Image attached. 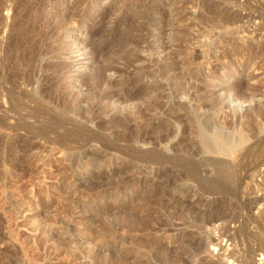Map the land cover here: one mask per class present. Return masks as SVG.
Listing matches in <instances>:
<instances>
[{
    "label": "rangeland",
    "instance_id": "374dc122",
    "mask_svg": "<svg viewBox=\"0 0 264 264\" xmlns=\"http://www.w3.org/2000/svg\"><path fill=\"white\" fill-rule=\"evenodd\" d=\"M186 237L264 264V0H0V264Z\"/></svg>",
    "mask_w": 264,
    "mask_h": 264
},
{
    "label": "bare ground",
    "instance_id": "6f19581e",
    "mask_svg": "<svg viewBox=\"0 0 264 264\" xmlns=\"http://www.w3.org/2000/svg\"><path fill=\"white\" fill-rule=\"evenodd\" d=\"M74 24H75V22H74ZM77 24H78V22H77ZM203 115H202V120H201V124H202L203 129L211 132L212 138H214L216 143L220 144V147L223 144H224V146L227 145L229 147H232L236 144V142L241 140V136L239 135V133H235V132L233 133L231 131H229V132L225 131L224 129H222V127L220 125H218L214 122V120L212 119V116L210 118V115L209 116L205 115L204 117H203ZM197 240H199V239H196V238L194 239L193 237L192 238L186 237L183 240L179 241L178 246L176 245L177 247L176 246L171 247V249H166V248H164V246H162L159 243L157 244V243L151 242L150 244H145V246H144L145 250L144 251H146V252H144V253H146L145 254L146 259H145L144 263L145 264H151L152 263L151 259L156 257L157 264H195V263H192L191 262L192 260H190V259L192 257H194L199 251L198 247L196 246L197 244H199V242ZM173 251H177L176 253L182 251L183 254H180L181 256H176V259L175 258L171 259L170 257H172V256H170V255ZM173 254H175V252H173L172 255ZM185 255H187L186 258H185ZM213 263L214 262H211L210 260L202 259V261L199 264H213ZM243 264H247V263L243 262Z\"/></svg>",
    "mask_w": 264,
    "mask_h": 264
}]
</instances>
